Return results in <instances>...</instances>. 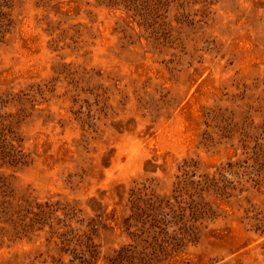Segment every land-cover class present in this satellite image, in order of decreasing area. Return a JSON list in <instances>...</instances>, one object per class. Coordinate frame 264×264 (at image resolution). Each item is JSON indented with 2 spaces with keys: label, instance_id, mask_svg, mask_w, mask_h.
<instances>
[{
  "label": "rangeland",
  "instance_id": "rangeland-1",
  "mask_svg": "<svg viewBox=\"0 0 264 264\" xmlns=\"http://www.w3.org/2000/svg\"><path fill=\"white\" fill-rule=\"evenodd\" d=\"M0 264H264V0H0Z\"/></svg>",
  "mask_w": 264,
  "mask_h": 264
}]
</instances>
